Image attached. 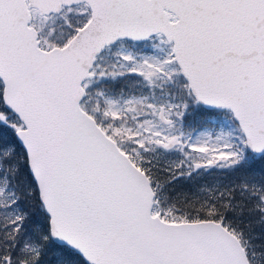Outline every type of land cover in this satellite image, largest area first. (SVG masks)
Instances as JSON below:
<instances>
[{"label":"snow or ice","instance_id":"snow-or-ice-1","mask_svg":"<svg viewBox=\"0 0 264 264\" xmlns=\"http://www.w3.org/2000/svg\"><path fill=\"white\" fill-rule=\"evenodd\" d=\"M0 264H264V0H0Z\"/></svg>","mask_w":264,"mask_h":264}]
</instances>
